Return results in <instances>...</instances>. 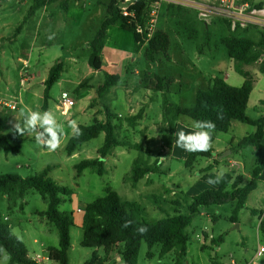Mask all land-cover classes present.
Wrapping results in <instances>:
<instances>
[{
  "label": "rangeland",
  "instance_id": "rangeland-1",
  "mask_svg": "<svg viewBox=\"0 0 264 264\" xmlns=\"http://www.w3.org/2000/svg\"><path fill=\"white\" fill-rule=\"evenodd\" d=\"M35 1L0 0V105L17 106L15 113L7 111L11 120L5 134L12 133L11 127L15 120L22 122L21 108L27 107L43 112L44 82L58 59L65 61V73L62 76V85L55 87L52 93L56 96V98L52 96L56 103L52 104L51 111L56 116L57 122L63 124L65 134L60 147L55 151L38 146L34 136L27 134L23 136L25 141L19 145L21 153L6 154L0 149V175L13 174L28 178L49 168L50 177L73 192L70 199L60 207V211L74 214L77 209L82 210L81 213H76L74 218L77 226L70 232L72 247L68 254L69 264H86L91 260L93 264H121V262L123 264L122 245L109 252L81 246L84 209L87 203L104 197L106 190L111 189L121 199L138 203L143 210V216L148 221L160 220L166 214L174 215L175 210L184 213L182 199L184 193L175 187L166 188V184L170 183L165 177L163 179L158 176L149 181L144 179L137 186H133L129 179L124 180V177L130 174L134 160L139 156L151 164L159 162L160 171L162 166L163 168L166 166L168 156L164 153V124H151L152 126L131 130L125 121L128 116L115 121L120 137L129 140L138 148L116 150L114 155L106 160L105 175L100 177L90 169L78 174L76 167L84 160L99 158L98 151L104 143V134L69 155L66 145L74 133L69 127V121L76 120L78 125H89L95 120H101L102 104L115 112L114 105H119L123 91L130 96H127L124 105L127 109H133L136 114L139 108L140 110L145 108L144 102L149 101L146 96H150L154 108L151 119H155L165 100L171 105L179 104L181 95L176 93L179 87L183 90L181 105L186 108L192 106L195 93L199 91L194 90V87H199L201 84L208 89V85L212 84L216 76L224 77L233 87H241L244 78L235 72L234 62L221 46V41L230 36L227 32V24L223 23V19L219 16H215L216 21L212 24H206L216 35L209 49L202 47L205 49V56L199 62L200 55L197 53L196 43L176 35L167 21L165 12L169 3L161 1L158 22L152 33L162 31L169 35L170 61L165 57H159L156 64H148L144 58L146 48L144 46L141 53L134 56L136 60L127 87H124V90L111 91L100 100L98 89L104 83V74L89 66L90 46L107 17L110 0H58L28 17ZM256 2L264 6V0H256ZM62 3L67 9L61 7ZM198 19L202 22L199 16ZM262 32L264 29L249 28L239 36L256 40ZM50 35L53 36L52 39L48 38ZM108 45L130 51L134 47V38L131 33L113 27L109 30ZM260 64L261 62L244 68L251 72L255 79V89L247 110V116L251 119H259L264 114V106L260 104L264 101V74L259 71ZM193 65L202 71L201 66L206 76H199L198 70ZM149 71L151 74L148 82H145V73ZM156 73L172 79L169 85L171 92L153 91L156 86L154 78ZM143 82L145 85L142 86L146 90L140 91ZM63 92H68L76 107L67 109L60 106ZM135 92L141 94L137 102L132 98ZM149 92H152L153 96ZM118 109L122 110V108ZM255 130L254 127L237 121L228 133L217 134L221 142L236 141L228 146L227 151H231V154L222 158L223 164L217 171L225 169V173L237 175L236 178L241 180L250 174L254 168L253 148L244 149L239 153L237 143L244 137L254 134ZM204 163L205 160H200L199 164L195 165L194 173L191 175L192 180L198 175ZM175 164L173 167L178 173L173 175L174 180L185 186L191 184L192 181L185 177L187 173L184 164ZM250 179L251 174L250 178L245 180L246 183ZM164 180L167 182L164 183ZM260 193L264 196V184L250 196L246 208L239 214L237 224L231 221L235 203L202 208L200 213L193 217L192 224L187 229L190 242L186 264H232V261L235 264H264V254L256 258L258 250L264 248V237L259 233L264 203L260 204L256 200ZM153 196L158 199V204H155ZM176 201L180 203V208L173 206ZM255 209L257 215L251 212ZM46 210L47 203L33 190L23 200L15 196L0 197V220L9 225L12 234L25 244L29 257L33 259L40 256L42 259L38 264H58L49 259V248L58 247L59 237L55 227L42 216ZM160 251L161 246H156L151 251L152 257H148V247L142 243L138 264H175V252L161 257ZM0 264H9L6 253L0 255Z\"/></svg>",
  "mask_w": 264,
  "mask_h": 264
},
{
  "label": "trees",
  "instance_id": "trees-1",
  "mask_svg": "<svg viewBox=\"0 0 264 264\" xmlns=\"http://www.w3.org/2000/svg\"><path fill=\"white\" fill-rule=\"evenodd\" d=\"M57 1L36 0L28 17L35 15L36 11L42 7ZM151 3V0H139L131 10L135 12L134 18H125L120 14L117 0H110L107 17L90 46L89 66L92 69L102 71L104 65L103 49L109 37L108 31L113 27L131 33L134 38L135 53H139L146 46L144 58L148 64H156L159 57H165L166 60L170 61L171 41L169 35L157 31L149 38V33L145 30ZM61 7L67 9L63 3ZM165 12L167 21L173 27L176 35L196 43L198 55H205V49L202 47L205 46L209 49L216 33L211 30L210 26H207L208 24L206 25L205 22L198 19V12L175 4H169ZM138 26L143 29L142 34L138 33ZM227 30L229 33L228 26ZM221 46L234 62L235 72L244 78L243 85L233 87L223 78L215 77L208 89L197 92L195 104L191 108L171 105L165 100L163 123L167 126V132L164 136V144L166 149H172L178 120L182 116L188 117L192 121L211 120L215 122L216 130L213 135V143L216 134L228 133L234 121L252 126L256 129L255 133L246 136L237 145V150L246 148L255 150V166L250 181L243 185V180L240 178H233L230 174H225L224 179L219 184L214 185L217 187L216 190H206L195 197L183 194L184 213L175 210L174 215L166 214L165 217L157 221H148L143 216V210L138 203L125 201L111 189H107L104 197L87 203L85 206L81 227L83 230L82 247L94 250L104 249L109 252L122 245L123 264H138L141 246L142 243H145L148 247V257H152L151 251L154 247L161 246V257L175 252V264H186L190 242L187 229L192 224L193 217L199 214L202 208L235 203L231 221L233 224L238 223L240 212L246 208L251 193L258 189L260 177L264 172V114L259 119H251L247 116L248 103L254 89L255 79L250 72L244 70L246 66H253L261 62L259 71L264 74V32L256 40H249L239 35H230L221 41ZM64 66L65 61L58 59L49 71L47 80L44 82L43 111L51 110L52 104L56 103L51 92L53 87L62 80L65 73ZM103 74L104 83L98 89L100 100H103L111 92L116 82L113 76L106 72ZM154 78L156 86L153 90L168 92L172 79L162 77L159 74H155ZM148 79L149 74L146 72L145 82H148ZM261 105L264 106V102ZM101 108L103 111L102 119L95 120L89 125L79 124L80 134L76 135L74 132L67 142L66 151L72 155L85 144L104 134V143L98 151L99 158L80 162L76 167L78 174L90 169L102 177L105 175V161L116 150L138 148V146H134L128 140L120 137L118 127L115 124V121L120 120V118L105 104H102ZM7 111L0 109V149L6 154H19L21 153L19 145L25 140L23 136L13 135V133L5 134L11 120ZM142 117L143 110L136 116L127 118L126 122L134 128ZM213 154V147L209 152H188L185 167L192 169L199 159H211ZM217 164L215 161L201 170L200 173L203 174L204 180L216 175L212 171ZM159 171V162L151 164L139 156L132 164L131 173L124 179H129L132 185L136 186L147 175L158 174ZM49 174L50 170L47 168L40 174L28 178L13 174L0 175V197L3 195L15 196L23 200L30 191L37 192L47 203V210L43 212L42 216L55 227L59 237L58 247L49 248V259L58 264H69L68 254L72 247L70 232L76 224L73 213L61 212L60 207L70 199L73 192L70 188L58 184ZM153 198L155 204H158V199L154 196ZM173 206L181 207L178 201L174 202ZM251 212L253 215H257L256 210ZM125 221H131V224L124 227ZM141 225L147 226L146 234L137 232ZM259 233L264 237V213L259 225ZM3 253L8 255L9 264H38L29 257L27 247L12 234L9 225L0 220V255ZM86 264H93V261L91 260Z\"/></svg>",
  "mask_w": 264,
  "mask_h": 264
},
{
  "label": "crops",
  "instance_id": "crops-1",
  "mask_svg": "<svg viewBox=\"0 0 264 264\" xmlns=\"http://www.w3.org/2000/svg\"><path fill=\"white\" fill-rule=\"evenodd\" d=\"M260 5H262V4H260ZM262 7H264V6L262 5ZM108 33H109V31H108ZM108 40H109V37H108ZM108 40H107L106 46L103 49V59H104L103 62H104V65L102 67V73L104 71V72L108 73L109 75H111V76H113L115 78L116 82H115V85L113 87V90H111V91H118L120 89L124 90L125 89L124 87H127V85L129 84L130 78H131V69H132V67H133V65L135 63V60H136V58H134V56H135V54L141 53V51L139 53H135V45L130 51H125V50H121V49L119 50V49H116L117 47H111L110 45H108ZM203 56H205V55H200L199 56V59H200L199 62L202 61L201 58ZM193 67L198 70L199 76H206V75H204L205 71L203 72V68L201 66H200V68L202 69V71L200 69H198L195 65H193ZM246 68H248V66H246ZM136 73L138 74V72H136ZM148 74L150 75L151 72L149 71ZM223 79L225 80L224 77H223ZM62 81H63V78L58 84H56L53 87L51 94L53 93L55 87H58V86L62 85V83H63ZM142 85H145V83L144 82L141 83V86ZM208 87H210V85H208ZM140 88H141L140 91H145L146 90V88H144L143 86L140 87ZM254 89H255V84H254ZM254 89H253L252 93L254 92ZM194 90H205V87H203L201 84H199V87L195 86ZM148 91H151V90H148ZM169 91L171 92L170 88L168 89V92ZM154 92H156V91H154ZM197 92L195 93L194 101H193L191 107H193L194 104H195ZM149 93H151V96H153L152 92H149ZM176 93H178L181 96L183 95V90H181V87H179V90ZM252 93H251V95H252ZM140 95H141L140 92H138V93L135 92V94L132 96V98L134 99L135 102H137L139 100V96ZM52 96L54 98H56L55 95L52 94ZM127 96H128V93L126 94L123 91V96L121 97L122 100L119 102V105H114L115 112L118 114L119 118L127 117V116H128L127 118H130V117L136 116L141 110H143L142 119L137 122V125L134 128L129 127V129L132 130V129H135V128L148 127V126H152L151 124H153V125L164 124L163 123V120H164V106L161 107V109H159L160 111H159V113L156 114V118L155 119H151L152 111L154 110V108H153V105H152V101H150V96H146L149 101L148 102H144L143 105L145 106V108H142L141 110L139 108V112L137 114L134 113L133 109H131V108L127 109L126 106L124 105V102H125ZM181 96H180V99H179V104H175V105L184 107L183 105H181V98H182ZM128 97H130V96H128ZM249 101H250V99H249ZM262 102H264V101H261L260 104ZM191 107H189V108H191ZM118 108H122V110H119ZM127 118L125 119V121L127 120ZM192 122L193 121L190 118H188V117H184V116L180 117L179 120H178L176 132L177 131H181V130H183L185 132L192 131L193 130L192 129ZM235 122H237V121H234L232 123L231 129H233ZM166 128H167V126L164 124V136H165V134L167 132ZM217 134H216V139H215V141L213 143V149H214L213 157L211 159H199L196 162V164H199L200 160H205V163H204L203 167H200V169L198 171V175L195 176V178L193 177L194 178L193 180H192V176L191 175H192V173H194V169H195L194 167L195 166L191 170L187 169L185 167V161L187 159L188 152L184 151L183 149H181V148H179V147H177L175 145V139H176V137H175L172 149H166L165 148V151H164V153L168 156V159L166 160L167 161L166 166L164 168L162 166V169H161V171L158 174H149V175H147L144 178L145 181L146 180L149 181L152 178H157L158 176H160L162 178L165 177V179L167 181H169V183H170L169 185L166 184V188L173 189L175 187V188L179 189V191H182L185 195H187L189 197L198 196V195H200L201 193H203L206 190H216L217 187L214 186V185L208 184L207 180L203 179V174H201L199 172H201V170L205 169L207 166H209L213 162L217 161L218 164L216 165V167L212 171L213 174H217L219 172V171H217L218 168L221 167V165L223 164L222 156H223L224 152H226L229 149L228 146H230V145H232L233 143L236 142L234 140L232 142H230V143L221 142V141L218 140V135ZM218 142H220V143H218ZM239 143H240V141H238L237 144H239ZM242 150H244V149H242ZM242 150H239L238 152L241 153ZM125 151H127V150H125ZM127 152H129V151H127ZM252 156L256 159V155H255V150L254 149H253ZM255 159H254V166H255ZM175 163L184 164V169H185V171L187 173V174H185L186 175L185 177H186L187 180H191L192 181V183L189 184L188 186H185V185H183V183H178L176 180H174L175 176H173V175H176L178 173L173 167V165ZM105 164H106V161H105ZM164 169H166V170H164ZM214 171H216V173H214ZM188 172L190 174H188ZM251 173H252V171H250V174ZM225 174H230V173H225ZM250 174H248L244 179H242L243 180V185L247 184L245 180L250 178ZM128 175L129 174H127L126 176H128ZM230 175L233 178L238 177L237 175H233V174H230ZM182 176H183V174H182ZM144 179H142L141 181H143ZM167 181L164 180V183H166ZM262 184H264V172H263V174L260 177V180H259V183H258V189H259V186L262 185ZM258 189L256 191H258ZM256 191H254V192H256ZM253 193H251V195ZM250 196H249V198H250ZM256 200L260 204L264 203V196H262V193H260V195H257ZM247 203H248V201H247ZM246 206H247V204H246ZM76 213H81V212H79V209H77V212H75L73 214V217H75V215H77ZM74 220H75V218H74ZM75 224H76V222H75ZM76 226H77V224H76Z\"/></svg>",
  "mask_w": 264,
  "mask_h": 264
},
{
  "label": "built area",
  "instance_id": "built-area-1",
  "mask_svg": "<svg viewBox=\"0 0 264 264\" xmlns=\"http://www.w3.org/2000/svg\"><path fill=\"white\" fill-rule=\"evenodd\" d=\"M139 0H117L120 14L125 18H134L135 12L131 11ZM148 1V0H147ZM149 6V18L146 23L145 30L151 38L153 28L157 25L159 18V9L163 0H151ZM164 3L175 4L198 12L199 18L206 24H212L215 16H219L226 22L229 35L238 36L249 28L264 29V7H259L260 4L256 0H164ZM138 33L143 32V29L138 26ZM61 101L67 103L71 107H76V103L69 97L68 92L61 94ZM59 100V101H60ZM1 106V105H0ZM1 110H8L10 113L17 111L16 105L5 104L0 107ZM79 212L82 210L79 209ZM264 254V248L261 247L256 258H260ZM41 257L36 256L33 260L37 263L41 262ZM232 264H235L232 261Z\"/></svg>",
  "mask_w": 264,
  "mask_h": 264
},
{
  "label": "clouds",
  "instance_id": "clouds-1",
  "mask_svg": "<svg viewBox=\"0 0 264 264\" xmlns=\"http://www.w3.org/2000/svg\"><path fill=\"white\" fill-rule=\"evenodd\" d=\"M52 39L53 36H49ZM20 116L22 122L15 120L12 123L11 131L13 135L34 136L38 146L46 148L49 151L57 150L62 142L65 134L63 124L57 122L56 116L51 110L47 111H34L31 108H21ZM218 118L219 115H218ZM69 127L75 132L76 135L80 134L76 120L69 121ZM192 131L185 132L183 130L175 132V145L186 152H209L213 147V135L216 130L215 122L211 120H195L192 122ZM225 169H220L214 177H209L207 183L210 185H217L225 175ZM131 221H125L124 227H128ZM148 231L147 226L141 225L137 232L139 234H146ZM122 264V262H121Z\"/></svg>",
  "mask_w": 264,
  "mask_h": 264
},
{
  "label": "bare ground",
  "instance_id": "bare-ground-1",
  "mask_svg": "<svg viewBox=\"0 0 264 264\" xmlns=\"http://www.w3.org/2000/svg\"><path fill=\"white\" fill-rule=\"evenodd\" d=\"M60 106H61V107H65V108H67V109H71V108H72L71 106L67 105V103L64 102V101H61V102H60Z\"/></svg>",
  "mask_w": 264,
  "mask_h": 264
},
{
  "label": "water",
  "instance_id": "water-1",
  "mask_svg": "<svg viewBox=\"0 0 264 264\" xmlns=\"http://www.w3.org/2000/svg\"><path fill=\"white\" fill-rule=\"evenodd\" d=\"M230 154H231V151H227L226 153L223 154L222 158H225V157H227Z\"/></svg>",
  "mask_w": 264,
  "mask_h": 264
}]
</instances>
